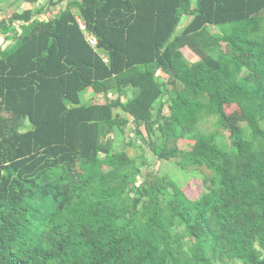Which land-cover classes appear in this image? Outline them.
<instances>
[{"label":"trees","instance_id":"trees-1","mask_svg":"<svg viewBox=\"0 0 264 264\" xmlns=\"http://www.w3.org/2000/svg\"><path fill=\"white\" fill-rule=\"evenodd\" d=\"M41 1L0 21V264H264V0Z\"/></svg>","mask_w":264,"mask_h":264},{"label":"rangeland","instance_id":"rangeland-1","mask_svg":"<svg viewBox=\"0 0 264 264\" xmlns=\"http://www.w3.org/2000/svg\"><path fill=\"white\" fill-rule=\"evenodd\" d=\"M44 3H46L45 1L47 0H43ZM40 5L42 6V1L40 2ZM66 6V2L62 3L60 6L58 7H52L49 12L45 15V19H48L54 15H56L58 12H60V8L61 7H65ZM12 12H10V10H8V12H3L0 14V21L2 19H7V17L9 16V14H11ZM188 18H183L181 21L180 26L178 27V31L182 30L184 24L186 23ZM16 26H19V24L16 22ZM9 43V42H8ZM185 53L189 54L188 50H184ZM191 55V54H190ZM188 58L191 59V57L189 55H186ZM192 56V55H191ZM83 100L85 102V96H83ZM216 119L212 118L210 119L207 124H206V128H208V131H213L215 130V123ZM132 127V125H131ZM133 129H127V133L124 135H121L119 137H115L111 135V139L114 140V142L116 143V146L118 149H126L127 152L129 153L130 156L134 157L136 155L139 154V150L137 148H135L134 146L129 145L130 143H137V145H140L142 143V139L139 138L133 131ZM154 162V159L152 160ZM156 169L159 170V172L161 174H165V175H169L172 178H174L175 180H185L183 182V185L187 184V188H190L189 192L193 193L194 191H196V184L195 182H190L192 179V175L181 171L179 167H177L176 165H172V164H168L164 161H159L156 162ZM197 179V178H196ZM193 181V180H192Z\"/></svg>","mask_w":264,"mask_h":264},{"label":"crops","instance_id":"crops-1","mask_svg":"<svg viewBox=\"0 0 264 264\" xmlns=\"http://www.w3.org/2000/svg\"><path fill=\"white\" fill-rule=\"evenodd\" d=\"M45 2H47V1H45ZM42 6H44L45 5V3H44V1L42 0ZM17 6H18V4L15 2V0H4V2L2 3V8L4 7V10H2L1 12H0V14L1 13H3V12H8V10H10V12H12L13 13V11L17 8ZM25 6V7H24ZM23 8H25V9H35V8H41V5H40V3H38V4H35V5H23ZM12 13L11 14H9V16L7 17V18H9L11 15H12ZM48 13V8H46L45 9V11H44V13L42 14V15H38V16H36V18H40V19H43V20H45V15ZM189 20L190 19H187V21H186V23L184 24V26L189 22ZM18 27V26H17ZM9 42V43H8ZM11 43H12V41H7L5 38H4V36H0V50L1 49H5L8 45H11ZM184 50H188L189 51V49L188 48H185ZM183 50V52H185ZM190 52V51H189ZM86 98L88 99V100H90V99H92L93 98V95H92V90H90L88 93H87V95H86ZM98 98H101L100 96L98 97ZM99 101H101L100 103L101 104H103L104 103V99L102 98V99H100Z\"/></svg>","mask_w":264,"mask_h":264},{"label":"built area","instance_id":"built-area-1","mask_svg":"<svg viewBox=\"0 0 264 264\" xmlns=\"http://www.w3.org/2000/svg\"><path fill=\"white\" fill-rule=\"evenodd\" d=\"M81 27H82L83 29L85 28L83 24H81ZM88 41H89V43H90V45H91L92 47H96L97 44H98V40H97V38L94 37L93 35H90V36L88 37Z\"/></svg>","mask_w":264,"mask_h":264},{"label":"water","instance_id":"water-1","mask_svg":"<svg viewBox=\"0 0 264 264\" xmlns=\"http://www.w3.org/2000/svg\"><path fill=\"white\" fill-rule=\"evenodd\" d=\"M33 20H34V19H33ZM33 20H32V21H33ZM32 21H31V22H32ZM20 24H22V23H20Z\"/></svg>","mask_w":264,"mask_h":264}]
</instances>
